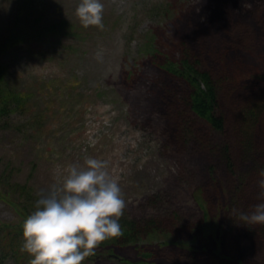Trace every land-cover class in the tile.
Returning <instances> with one entry per match:
<instances>
[{
	"label": "rangeland",
	"instance_id": "obj_1",
	"mask_svg": "<svg viewBox=\"0 0 264 264\" xmlns=\"http://www.w3.org/2000/svg\"><path fill=\"white\" fill-rule=\"evenodd\" d=\"M19 1L0 0V47ZM36 2L41 16L38 26L64 21L66 27L60 37L48 34L46 45L27 43L0 54L9 83L31 97L24 113L12 114L8 124L0 125V171L26 183L36 199L38 190L56 180L69 162H82L85 155L106 160L126 200L120 222L163 220L169 244L152 261L180 263L188 231L190 238L212 231L206 208L211 216L218 215L221 207L234 201L240 183L241 188L248 186V176L258 180L257 163L264 159V111L263 131L253 128L259 142L254 144V162L252 158L241 161L245 153L236 152L243 149L236 143L240 142L238 132L234 133L237 121L228 144L208 130L209 147L193 143L180 148L170 143L161 113L167 106L162 96L159 100L175 87L168 85L174 79L160 66L178 61L184 44L196 43L204 48L217 75L230 81L233 94L226 96L234 100L233 107L240 96L264 97V0L235 4L239 14L244 9L255 18L258 36L244 16L206 19L200 15L203 25L196 26L193 11L200 7L197 12L202 14L206 0H103V28L80 23L74 13L77 0H26L22 15L31 14ZM165 2L172 6L162 16L158 12ZM219 19L221 25L215 24ZM233 45L244 50L235 52ZM229 155L230 167L225 158ZM260 163L264 166V160ZM205 217L209 224L204 223ZM14 219L12 209L0 202V220ZM253 248L244 259L264 264V245ZM116 262L100 259L96 264ZM0 264L16 263L8 257Z\"/></svg>",
	"mask_w": 264,
	"mask_h": 264
},
{
	"label": "trees",
	"instance_id": "obj_2",
	"mask_svg": "<svg viewBox=\"0 0 264 264\" xmlns=\"http://www.w3.org/2000/svg\"><path fill=\"white\" fill-rule=\"evenodd\" d=\"M25 1L20 0L18 3V12L15 13L9 33L1 42L0 54L27 43L37 42V44L46 45L48 34L60 37L66 27L64 21L54 23L44 21L38 26L37 22L41 21L38 2L31 5V14L22 15L21 4ZM237 1L241 0H206L202 14L197 12L200 7L193 11L196 19H192V23L195 22L196 26L203 25L201 18L199 19L200 15L205 16L206 19H217L222 15L221 18L237 15L238 19H242L241 16H244L251 20V26L258 36V23L247 10L242 9L240 10L242 14H239L235 7ZM226 5L228 8L223 14V8ZM171 6V3H163L158 13L162 16L167 15ZM220 19L215 24L221 25ZM222 33L230 35L223 30ZM254 39L255 36L252 35L251 41ZM232 49L235 52L239 49L244 50L243 47L236 45H233ZM160 68L174 79L170 80L168 85L175 86L168 95L164 93L159 97V100H162L161 96L164 98L162 104L167 106L161 113L166 118V132L173 141L170 143L180 148L193 143L206 148L210 146L208 145L210 143L208 130H212L222 136L223 144H228L231 142L227 139L228 135L233 131L237 121L238 128L234 130V133L238 132L239 137L236 139L240 142L236 143H240L243 149L236 152L245 153L246 157H240L241 161L252 158L254 162L252 155L256 154L255 145L259 144L255 141L257 133L255 134L254 129L258 128L263 131L260 117L264 111V97L253 94L250 97L240 96V101L236 99L235 107H233L231 103L234 100L229 101L227 98L228 95L233 94L230 81L225 76L217 75L216 68L209 62L204 48L196 43L184 44L183 56L178 61H167L161 64ZM179 90L182 91L181 95H179ZM30 98L27 92L20 91L9 83L6 68L0 61V125L8 124L7 120L12 114L24 113ZM234 108H236L237 116ZM232 114L235 115V123L232 122ZM220 147L224 152V145ZM225 158L230 167V155ZM260 162L258 161L257 165L260 168L264 167L260 165ZM252 165L253 163L247 167L249 173L253 168ZM10 175L4 170L0 171V202L9 206L15 214V219L12 221L0 220V259L9 257L16 264H31L30 254L21 246V225L25 216L33 210L35 198L26 183L13 181ZM257 181L248 176L245 181L248 186L241 188L242 183H240V187L235 192L238 194L234 201L221 207L218 215L211 216L206 208V216L211 218L213 224L211 233L203 236L193 235L190 238V231H188L187 240H185L186 248L181 250L183 252L181 262L176 263V260H171L169 264H250L251 262L246 261L244 257L252 253L253 247L264 245V223L239 224L230 217V214L233 207L248 210L257 202L259 191ZM240 189L244 190V195ZM204 223L209 224L207 217L204 218ZM161 224L163 220L121 222L122 234L102 241L95 247L93 254L86 257L81 264H96L100 260L97 256L101 254L114 255L116 260L118 259L116 264H161L152 261L155 253L168 247L169 244L167 239L169 232L163 231ZM237 226L240 227L238 232ZM223 240L226 244L222 242ZM124 249L132 251L125 254ZM247 249L250 251H240Z\"/></svg>",
	"mask_w": 264,
	"mask_h": 264
},
{
	"label": "clouds",
	"instance_id": "obj_3",
	"mask_svg": "<svg viewBox=\"0 0 264 264\" xmlns=\"http://www.w3.org/2000/svg\"><path fill=\"white\" fill-rule=\"evenodd\" d=\"M103 9V0H77L74 13L83 26L103 28ZM258 176L257 202L248 210L231 209L236 223H264V167ZM125 205L119 178L108 162L85 155L38 190L33 210L22 221V249L31 264H81L102 241L122 234Z\"/></svg>",
	"mask_w": 264,
	"mask_h": 264
}]
</instances>
